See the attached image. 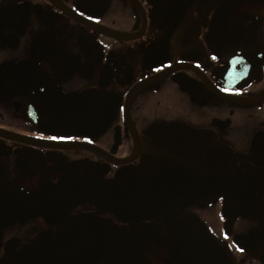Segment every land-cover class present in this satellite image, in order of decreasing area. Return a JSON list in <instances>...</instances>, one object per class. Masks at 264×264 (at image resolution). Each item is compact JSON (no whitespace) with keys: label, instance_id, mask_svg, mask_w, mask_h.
Here are the masks:
<instances>
[{"label":"flooded vegetation","instance_id":"1","mask_svg":"<svg viewBox=\"0 0 264 264\" xmlns=\"http://www.w3.org/2000/svg\"><path fill=\"white\" fill-rule=\"evenodd\" d=\"M169 133L223 190L138 213ZM0 264H264V0H0Z\"/></svg>","mask_w":264,"mask_h":264},{"label":"water","instance_id":"2","mask_svg":"<svg viewBox=\"0 0 264 264\" xmlns=\"http://www.w3.org/2000/svg\"><path fill=\"white\" fill-rule=\"evenodd\" d=\"M188 150L183 140L171 133L166 135L157 151L143 166V172L154 175L145 182L143 190L146 197L141 199L139 195L135 199L138 213L145 210L146 212H175L182 206L205 200L223 190V177L220 171L207 165L203 171L199 172ZM166 161L171 164L169 170L173 175V182L167 180L166 176H163L161 181L158 178L160 173H165V169H161L160 164ZM141 181H144L143 178ZM119 208L123 207L119 205Z\"/></svg>","mask_w":264,"mask_h":264}]
</instances>
